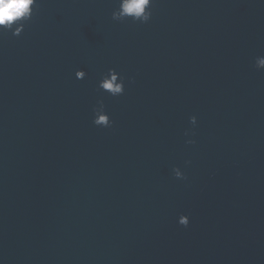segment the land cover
<instances>
[{"label":"water","instance_id":"obj_1","mask_svg":"<svg viewBox=\"0 0 264 264\" xmlns=\"http://www.w3.org/2000/svg\"><path fill=\"white\" fill-rule=\"evenodd\" d=\"M36 3L0 31V264H260L174 0L147 23L114 20L119 0ZM109 69L122 95L98 88Z\"/></svg>","mask_w":264,"mask_h":264},{"label":"clouds","instance_id":"obj_2","mask_svg":"<svg viewBox=\"0 0 264 264\" xmlns=\"http://www.w3.org/2000/svg\"><path fill=\"white\" fill-rule=\"evenodd\" d=\"M38 7L36 0H0V31H11L14 36H19L25 26V23L32 18L34 8ZM152 0H119V8L112 13L114 20L123 21L131 19L133 22L147 23L151 16ZM257 70L264 69V56L257 57L255 60ZM86 76L84 70H77L75 77L83 79ZM98 88L110 94L119 96L125 90V77L115 69H109L108 72L99 81ZM93 123L100 127H110L113 121L105 111L102 101L99 107L93 109ZM196 117H190V123L196 125ZM188 135V132H185ZM187 143L193 144L195 141L188 140ZM175 177L186 179L179 168L173 169ZM178 223L185 227L189 224L187 215H180Z\"/></svg>","mask_w":264,"mask_h":264}]
</instances>
